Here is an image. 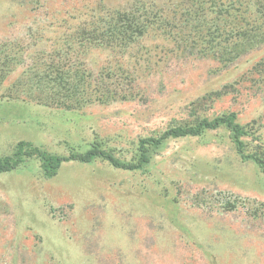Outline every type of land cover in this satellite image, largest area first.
Returning a JSON list of instances; mask_svg holds the SVG:
<instances>
[{
	"label": "rangeland",
	"instance_id": "obj_1",
	"mask_svg": "<svg viewBox=\"0 0 264 264\" xmlns=\"http://www.w3.org/2000/svg\"><path fill=\"white\" fill-rule=\"evenodd\" d=\"M65 1L49 0V8ZM27 10L0 0V34L25 29ZM15 13L18 23L9 25ZM261 59L264 45L228 67L160 54L135 100L78 111L0 100V158L21 141L84 153L97 134L130 160L139 138L187 118L188 104L227 85L237 91L207 115L256 121L264 142V76L251 72ZM0 264H264V174L242 161L224 128L167 140L140 171L66 161L46 179L30 159L0 173Z\"/></svg>",
	"mask_w": 264,
	"mask_h": 264
},
{
	"label": "trees",
	"instance_id": "obj_2",
	"mask_svg": "<svg viewBox=\"0 0 264 264\" xmlns=\"http://www.w3.org/2000/svg\"><path fill=\"white\" fill-rule=\"evenodd\" d=\"M19 6L31 15L17 35L0 34V100L67 111L135 100L140 76L160 54L211 59L228 67L264 45V0H123L118 6L112 0H66L61 9L49 8V0H19ZM16 71L19 76L11 81ZM251 72L264 76V59ZM230 89L237 91L227 85L206 93L186 106L187 118L158 135L139 138L130 160L120 159L121 150L97 134L87 151L68 156L21 141L11 155L0 158V173L30 159L39 162L46 179L56 176L66 161L102 160L117 169L140 171L167 140L224 128L242 161H252L264 174L257 122L242 124L235 112L207 115Z\"/></svg>",
	"mask_w": 264,
	"mask_h": 264
}]
</instances>
